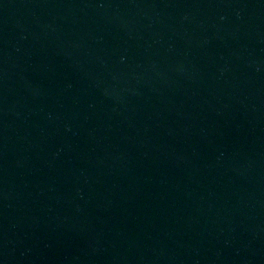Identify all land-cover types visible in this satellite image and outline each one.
Wrapping results in <instances>:
<instances>
[{
	"label": "water",
	"instance_id": "obj_1",
	"mask_svg": "<svg viewBox=\"0 0 264 264\" xmlns=\"http://www.w3.org/2000/svg\"><path fill=\"white\" fill-rule=\"evenodd\" d=\"M0 264H264V0H0Z\"/></svg>",
	"mask_w": 264,
	"mask_h": 264
}]
</instances>
